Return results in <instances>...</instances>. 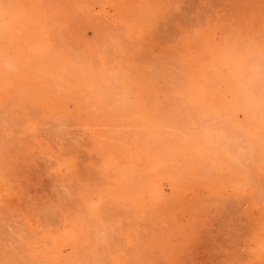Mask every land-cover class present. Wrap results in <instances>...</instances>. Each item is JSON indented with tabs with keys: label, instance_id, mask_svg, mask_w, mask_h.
<instances>
[{
	"label": "rangeland",
	"instance_id": "rangeland-1",
	"mask_svg": "<svg viewBox=\"0 0 264 264\" xmlns=\"http://www.w3.org/2000/svg\"><path fill=\"white\" fill-rule=\"evenodd\" d=\"M1 86L0 264H264V0H0Z\"/></svg>",
	"mask_w": 264,
	"mask_h": 264
},
{
	"label": "bare ground",
	"instance_id": "bare-ground-1",
	"mask_svg": "<svg viewBox=\"0 0 264 264\" xmlns=\"http://www.w3.org/2000/svg\"><path fill=\"white\" fill-rule=\"evenodd\" d=\"M114 10V9H113ZM106 13V15H108L107 14V12H105ZM15 18V17H14ZM130 28V27H129ZM131 30V29H130ZM138 30H140L139 28H138ZM12 31V30H11ZM129 35V34H128ZM131 35V34H130ZM25 45H26V43H25ZM37 49V48H36ZM38 50V49H37ZM46 64V63H45ZM47 66V65H46ZM48 68V67H47ZM44 69V68H43ZM70 69V68H69ZM49 70V69H48ZM47 70V71H48ZM49 71H51V70H49ZM42 72H43V70H42ZM83 72V71H82ZM47 73V72H46ZM53 73V72H52ZM97 74V73H96ZM96 76V75H95ZM245 80V79H244ZM102 81V80H101ZM44 82V81H43ZM45 83H46V81H45ZM44 83V84H45ZM48 83V82H47ZM2 84V83H1ZM5 85V84H4ZM37 86V85H36ZM35 86V87H36ZM121 87V86H120ZM2 89V86L0 87V91L1 92H3V90H1ZM5 89V88H4ZM12 89V88H11ZM121 89V88H120ZM6 91V90H5ZM5 91L3 92V93H5ZM0 92V93H1ZM75 94V93H74ZM76 96V95H75ZM103 96V95H102ZM108 96H109V94H108ZM62 98V97H61ZM100 98V97H99ZM65 101V100H64ZM110 103V102H109ZM97 105V104H96ZM255 109V108H254ZM103 111V110H102ZM111 111V110H110ZM255 111H257V110H255ZM95 116H97V115H95ZM262 117V116H261ZM260 117V118H261ZM211 118V117H210ZM132 126V125H131ZM109 127V126H108ZM129 127V126H128ZM118 128V127H117ZM112 129V128H111ZM134 129H135V127H134ZM108 131H109V129H108ZM129 131V130H128ZM209 134V133H208ZM111 135V134H110ZM34 136V135H33ZM255 139L257 140V141H259L260 140V137L258 136V135H256V137H255ZM216 141V140H215ZM198 144V143H197ZM206 145H207V143H206ZM131 147V146H130ZM204 159V158H203ZM140 161V160H139ZM150 161V160H149ZM152 161H154V159L152 160ZM203 162V161H202ZM155 164V163H154ZM146 168V167H145ZM152 168V167H151ZM148 169H149V167H148ZM151 170V169H150ZM144 171V170H143ZM154 171V170H153ZM241 195V194H240ZM4 202V196H3V194H0V204H2ZM89 205H91V206H94L95 205V202L94 201H92V200H90L89 202ZM103 208V207H102ZM71 232H73V231H76L75 230V227H73V226H71V229H69ZM72 238V237H71ZM130 241V240H129ZM63 246V245H62ZM252 249H251V251L253 252L254 251V249H255V247H251ZM256 253V251L254 252V254ZM62 256H64V254L62 255Z\"/></svg>",
	"mask_w": 264,
	"mask_h": 264
}]
</instances>
